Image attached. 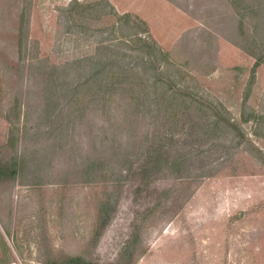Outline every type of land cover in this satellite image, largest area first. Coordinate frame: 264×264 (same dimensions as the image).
Instances as JSON below:
<instances>
[{"label": "rangeland", "instance_id": "rangeland-1", "mask_svg": "<svg viewBox=\"0 0 264 264\" xmlns=\"http://www.w3.org/2000/svg\"><path fill=\"white\" fill-rule=\"evenodd\" d=\"M76 2L0 0V264H264V0Z\"/></svg>", "mask_w": 264, "mask_h": 264}, {"label": "trees", "instance_id": "trees-1", "mask_svg": "<svg viewBox=\"0 0 264 264\" xmlns=\"http://www.w3.org/2000/svg\"><path fill=\"white\" fill-rule=\"evenodd\" d=\"M73 4H77L76 0H72ZM79 5H81L79 3ZM116 13V12H113ZM116 17L118 19H120L121 17L119 15H116ZM134 37H136V39L138 40L137 45H141L144 47H147L148 50V55L146 57H148V61H152L153 56L155 58H159V59H165V57L168 56V52L163 51L161 48H159L157 45H153L152 43H149L147 41L144 40L145 37H141V35L139 34H134ZM104 41V42H103ZM102 42H100V46L97 47V50H100V52L106 51V50H111V48L113 47V45L116 44L117 41L108 39V40H103ZM125 41V42H124ZM122 42L124 43H129V39L128 40H124ZM120 42V40H119ZM131 42V41H130ZM94 60L99 63L97 64V68H93L94 69V73L93 71H89V77L87 79L86 82H90L91 85V89H94L95 86L98 89L101 86H104L105 88H108V92L111 94L113 93L116 89L121 88L125 91L124 88H122V83H124L125 81H129L130 83V90L134 92L133 96H132V101L136 102L137 105H141L144 104L146 101L148 102V104H150V101L152 100V98L150 99L149 94L150 91L148 90V85L141 79L142 76L138 73H135L134 75H131L129 72V69L126 66H119L116 68L115 71L110 72L111 74L108 75V82L104 81L106 79H103L102 76V72H104L103 68L100 67V73H98V67L100 65H105L107 64L106 61H103L102 59L98 58V59H90L91 63L93 65H95ZM154 61V60H153ZM102 62V63H100ZM110 64H113L112 61H108V66H110ZM111 67L108 68V73L110 71ZM101 74V75H100ZM153 74L155 76V78L159 79V81L162 83V85L160 86L161 89V93H160V97H161V104L163 107V111L167 112L170 108L173 107H181V105H183L184 107H189L190 105L188 104V102L186 101V96H187V90L188 87H184L182 85L177 84L173 79L167 78V79H163L162 77H158L156 76L157 74H161V72L158 71V69H155L153 71ZM138 77L142 80V83L139 84L140 89H138L137 91L133 88V86L135 85V80L131 79ZM161 76V75H160ZM157 83V82H156ZM93 84V85H92ZM158 86V85H157ZM147 104V103H146ZM179 158L176 159L177 162ZM175 161V162H176Z\"/></svg>", "mask_w": 264, "mask_h": 264}]
</instances>
